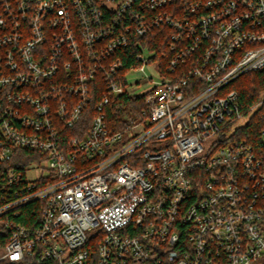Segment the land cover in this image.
Wrapping results in <instances>:
<instances>
[{"label": "built area", "instance_id": "obj_1", "mask_svg": "<svg viewBox=\"0 0 264 264\" xmlns=\"http://www.w3.org/2000/svg\"><path fill=\"white\" fill-rule=\"evenodd\" d=\"M263 67L264 0H0V261L264 264V94L230 87ZM126 93L147 108L112 130Z\"/></svg>", "mask_w": 264, "mask_h": 264}, {"label": "trees", "instance_id": "obj_2", "mask_svg": "<svg viewBox=\"0 0 264 264\" xmlns=\"http://www.w3.org/2000/svg\"><path fill=\"white\" fill-rule=\"evenodd\" d=\"M160 33L162 32L154 31L145 38H142V40L146 43H152V46H154L153 48H156L158 50V54L162 55L163 52H167L165 47L167 37H165V35L160 36ZM135 50L137 51V47L130 44L129 47L119 52L126 68L131 64L136 63L134 58ZM230 87L239 92L240 106L244 112L247 113L250 107L258 102L264 94V67L259 70L242 74L230 84ZM97 90L95 89L93 102L87 110L85 118L86 125H89L91 117L95 113L94 103L100 99V91ZM145 108H147V105L142 97L126 93L114 98L109 105H107L105 109L106 119L111 129L117 130L125 125L128 118L138 119L141 117L143 109ZM262 126H264V108L259 107L252 115H250L249 122L241 129L240 135L248 137L252 140H259L260 129ZM74 131V129L69 130L72 134L76 132ZM37 206V202H33L25 206L22 210L23 215L21 214L19 219L21 218L20 220L22 221L26 216H31L37 219V217H39V212L35 211ZM7 241V236L0 234V251L5 247ZM0 264L23 263H12L7 260H2L0 261Z\"/></svg>", "mask_w": 264, "mask_h": 264}, {"label": "rangeland", "instance_id": "obj_3", "mask_svg": "<svg viewBox=\"0 0 264 264\" xmlns=\"http://www.w3.org/2000/svg\"><path fill=\"white\" fill-rule=\"evenodd\" d=\"M149 76H152L153 81L158 80L159 78L158 72L153 69V66L150 65L145 67L144 74L136 71L130 72L128 75V82L131 85L129 88L130 92H143L148 89L152 84V81L147 79ZM136 82H138L139 85H137Z\"/></svg>", "mask_w": 264, "mask_h": 264}]
</instances>
